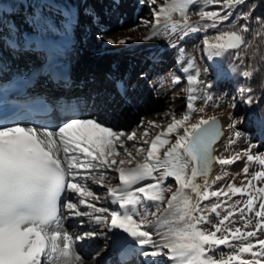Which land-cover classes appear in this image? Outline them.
Masks as SVG:
<instances>
[{
    "label": "snow or ice",
    "instance_id": "1",
    "mask_svg": "<svg viewBox=\"0 0 264 264\" xmlns=\"http://www.w3.org/2000/svg\"><path fill=\"white\" fill-rule=\"evenodd\" d=\"M140 3L149 9V17L137 25L148 30L144 40L163 35L182 41L203 33L207 60L231 57L227 71L246 80L260 71L253 61L264 64V17L253 15L255 5L238 10L248 0ZM193 14L198 21H191ZM8 43L18 47L14 40ZM178 51V70L187 85L180 117L170 112L163 119H142L126 132L102 115H77L74 105L55 126L5 123L0 115V264H96L101 250L89 255L83 242L100 236L107 240L109 233L114 244L130 239L143 264H160L161 257L170 264H264V154H254L251 143L234 155L215 154L224 135L220 119L201 115L192 122L194 113H204L214 100V84L202 78L193 57H185L182 47ZM210 71L217 78L226 74L222 64H209L203 75ZM170 75L173 84L181 83L180 75ZM253 92L250 86L238 89L239 103H257ZM198 100L203 104L197 108ZM228 106L235 110L237 97ZM213 107H219V98ZM228 118V129L238 139L236 125L243 121L232 113ZM150 129L158 131L148 139ZM259 132L264 136V120ZM233 143L230 138L228 144ZM240 159L246 162L239 186L229 182L214 188L222 179H210L214 164ZM252 164L260 170L250 172ZM169 178L175 181L174 191L166 184ZM101 201L115 207L97 206ZM221 246L228 252L219 258L210 254Z\"/></svg>",
    "mask_w": 264,
    "mask_h": 264
},
{
    "label": "bare ground",
    "instance_id": "2",
    "mask_svg": "<svg viewBox=\"0 0 264 264\" xmlns=\"http://www.w3.org/2000/svg\"><path fill=\"white\" fill-rule=\"evenodd\" d=\"M31 3H34L36 6L35 9V15L34 17H31L30 20H28L27 25L23 24H17L19 21H14L12 23H5L7 20L5 18V15L11 14V15H18L23 13L22 10L16 11V5L14 4L13 0H0V31H8L7 37L8 40H3V42H0V46L6 45V47H2L3 51H1L0 54V63L1 67L9 68V71L11 69L16 70L17 65L12 62V57L16 56L18 57V54L23 52L22 54L24 56L27 55V57H32L34 55H38L41 53H45V55H51L56 56L58 58H64L67 62H69L70 67L68 70H65V74L61 78H53L51 76L50 78L46 79V77L43 75L39 80V86L41 89L45 90L44 87H48L50 85H53L54 81L57 80L58 82L62 81L61 83L63 85L62 89L59 91V93L54 94L56 98L62 99V96H64V92H66L67 87H81V80L86 78L87 75L92 74L91 71L98 72L99 71V64L106 61L107 63L112 62L115 59L110 58L112 54L115 52V56H117V50L120 52L123 51H130L129 56L133 58V60H129L125 58L122 60L117 67V70H121V68H124L126 66H131L133 69L131 70V73L129 75V79L132 82L138 83L140 90L138 92V95L135 97H129V96H123L122 100L119 102V104L116 107H119L121 110L117 113V116L113 115V111L110 110V107L106 108L103 112L100 113H93L87 110L86 108L81 109L79 113H76L77 115L81 117H87L90 115L93 116H104L108 123H110L115 129L119 127L118 130L123 129L124 131H127L131 126H126L130 123V119L134 118L139 123V119L142 117L141 114H144L147 112V109L144 108L147 107L149 104L144 99L150 100L151 97H149L150 92H155V88L153 86H150V76H147V66L146 63L140 61L141 63H138L140 59H148L150 60H156L157 62V68L154 70L153 75H158L161 73L164 68L168 65H174L175 63L173 60H176V57H174V54L168 55L165 51L168 48L166 44L162 42V40H157L156 37L153 38V41L151 40L150 43H142L144 40L140 43L138 42H128L125 46L118 47L116 49H112L111 46L113 44H108L105 42V40L109 39L110 37L107 31L110 32L111 29H113V22H107L105 24H100L97 21L99 20L97 17L96 24L99 25V28H95L96 30L94 32H87L90 33V36L87 37L90 39L91 37L95 36L96 33L100 34V36L104 35V40H101V46L98 48L99 55L97 57L95 56H88L91 53L95 54L96 50L94 48V52H89L91 50H80V52L77 50V44L79 42L85 41V32L81 30V28L89 23H85L83 20H80V17L83 19H86L89 15V10L86 11L88 14L87 16H81L79 11V2H75L74 0H31ZM47 7V9H45ZM47 10V11H46ZM34 12V11H33ZM49 12V13H47ZM33 14V13H32ZM60 14V16H59ZM91 16L94 13H90ZM27 16V14L25 13ZM5 20L3 21V18ZM93 20V17H92ZM83 21V25H82ZM92 22V21H91ZM113 24V25H112ZM13 27L11 31L9 29ZM111 28L109 29V27ZM108 27V28H107ZM101 32V33H100ZM104 32V33H102ZM106 35V36H105ZM111 39V38H110ZM9 40H14L18 43H21L19 46L20 49H10ZM157 40V41H156ZM94 40H91L90 45H94ZM144 46L146 49L144 50H134L131 49L133 46ZM41 47V49L36 48ZM155 53L154 55L156 57H153L154 59H151L152 51ZM156 50V51H154ZM86 52V54H82V52ZM28 53V54H27ZM159 56V58L157 57ZM76 57V58H73ZM137 61H135V60ZM43 60V59H42ZM144 61V60H143ZM168 63V64H167ZM33 65V64H32ZM87 67V68H86ZM86 68V69H85ZM77 69H80V75L75 76V72ZM50 74V73H48ZM138 77L140 78V81H138ZM42 91V90H40ZM140 99V100H139ZM140 103V104H139ZM70 105L79 106V102L73 101V100H64L60 101L56 105V110L58 111L61 108H67ZM228 114H219V116L222 118L226 134L222 140L217 143L216 145V155L223 156V152L225 151V148L228 146L229 139H233V132L232 130L228 129V124L230 123V120L227 116ZM161 117V116H160ZM67 118V116H66ZM9 122V121H8ZM7 123V122H6ZM225 166H221L219 164L215 165L214 170L210 174V179L214 178L215 176L219 175L221 176L222 172L225 169ZM116 180L112 181V184H116ZM218 182V181H217ZM216 182V184H217ZM213 185V187L216 186ZM94 186V185H93ZM106 192V190H105ZM104 206L108 207H115L112 205L105 204L103 201L100 202ZM98 203V205H100ZM87 219V218H84ZM71 230V229H70ZM76 231H79V229H76ZM117 236L125 235L121 232H116ZM108 239L106 240L103 236L93 238L90 240L84 241V248L83 251L87 252L89 255H92L95 253L97 249H100L104 246H108V248L102 252H100V256L97 258L96 264H108L109 258H114L111 264H118L121 262V264H124L127 255H123L125 253L122 251H119L121 249H124L125 246L128 245V243L132 242L130 239H127L126 242H118L116 244L113 243V234H108ZM111 237V238H110ZM140 249L138 247H132L129 251V255H132L133 259L135 260L132 264H139L140 261L143 262V257L138 255V252ZM160 261V264L162 262L164 263H170L166 258H158ZM91 264V262H90Z\"/></svg>",
    "mask_w": 264,
    "mask_h": 264
},
{
    "label": "rangeland",
    "instance_id": "3",
    "mask_svg": "<svg viewBox=\"0 0 264 264\" xmlns=\"http://www.w3.org/2000/svg\"><path fill=\"white\" fill-rule=\"evenodd\" d=\"M14 4L16 5L15 10L18 12L20 10L23 11V13L18 15H5V18L7 19L5 23H12L14 21H19L17 24H23L27 25L28 20H30L31 17H34L35 15V9L36 6L34 3H31V0H13ZM75 2H79V11L81 16H87L86 13L87 10H89V15L86 19H83L80 17V20H83L85 23H89L84 25L81 30L85 32V41L79 42L77 44V50L80 52V50H91L89 52H94V48L96 50V53L90 54L88 56H95L97 57L99 55V47L101 46V39H99L100 34L96 33L95 36L88 39L87 37L90 36V33L87 34V32H94L97 28H99V25L96 24V19H98V23L105 24L107 22H113V29L108 32L109 36L112 40H119L122 38H130L129 42H138L140 43L143 38H139L143 32H146L148 34V30L144 28L143 26H140L137 28V25L139 24L140 18H148L149 17V9L146 5L141 4L140 0H74ZM162 2V0H161ZM201 3H203V0H201ZM47 9V7H45ZM208 10H212L209 9ZM34 11V12H33ZM47 11V10H46ZM27 14V16L25 15ZM33 13V14H32ZM49 13V12H47ZM90 13H94L92 16ZM60 16V14H59ZM93 17V20H92ZM3 21L5 20L4 17ZM179 18L178 16L176 17ZM191 21L196 22L199 20V17L197 15H191L190 16ZM82 21V25L84 24ZM92 21V22H91ZM108 24V23H107ZM11 26V30H12ZM108 28V27H107ZM111 26L109 27V29ZM135 28V31H128V29ZM7 30L0 31V40L2 36L7 34ZM101 33V32H100ZM104 33V32H102ZM106 36V35H105ZM202 38L203 33H195L190 34L189 36L185 37L182 41H176L175 36H157V40H162L164 44L168 46L166 49V53L168 55H171L169 52V45L168 42H176L178 44V47H182L184 51V55H188V57H193L195 59V62L197 66L201 69L202 72V78L205 80H210L213 82L214 87L211 90L212 95L214 97V100L209 102V104L206 107V111L204 113H194L192 122H195L201 115L205 116V118L213 115H219V114H228L232 113L238 120H242V123H238L236 125L235 131H239L241 133L240 137L237 139L233 137L235 140V143L229 145L225 148V151L223 152V156H230L234 155L235 153H240L244 149H246L249 144L256 145L255 148L252 149L253 153H260L264 154V136H261L259 129H256L257 126L252 121L251 113L246 111V105L239 103L238 99V93H236V90H234L233 86H231L224 78H217V74L215 71H210L207 75H203V70L205 67H207L209 64H222L223 68V60L217 59L215 61H208L204 52H203V44H202ZM91 40H94V45H90ZM153 41V38L151 39ZM149 41H144L142 43H150ZM156 40V41H157ZM2 42V41H0ZM152 43V42H151ZM127 44V43H126ZM126 44H113L111 46L112 49H116L121 46H125ZM183 45V46H182ZM178 47L175 49L174 57H176V60H173L175 63L174 65H168L164 68V70L159 73L157 76H153L150 79V86H153L155 88V92H150L148 95L150 100L144 99L147 104H149L147 107L144 106L145 109H147V112L144 114H141L142 117L139 119L140 121L143 119L145 121L148 120H157V119H163L165 118L166 113L174 112V114L177 117H180V115L186 110V92L184 91L186 89V81L183 79V74L179 72L178 65H177V57L179 56ZM179 47V48H180ZM99 48V49H98ZM82 54H86V52H82ZM76 58V57H73ZM144 60V59H143ZM140 59L138 62L143 61ZM145 62V60L143 61ZM168 64V63H167ZM170 74L180 75L181 76V83L179 84H173L172 78ZM237 97V108L235 110L231 109L228 106V102L233 98ZM216 98H219V107H213V104L216 103ZM140 100V99H139ZM140 104V103H139ZM203 104L202 100H198L196 102V107H200ZM243 105V106H241ZM113 109V108H112ZM116 116V114H114ZM161 116V117H160ZM167 119L170 121V117H167ZM137 120V119H136ZM134 118L130 119V123L127 122L126 126H131L126 132L131 131L132 129L136 128L139 124ZM116 129H119L117 127ZM123 130V129H121ZM157 129H150V135L148 139H151V136L155 135ZM132 143V142H129ZM245 159L237 160L235 163L226 165L224 171L221 174L222 179L217 182L216 186L214 188L222 187L226 185L229 182H234L237 186H239L240 181L244 179V176L242 174V169L245 166ZM260 170V166L258 164H252L250 165V172ZM115 181V180H113ZM117 183V182H116ZM166 184L173 185V191L175 190V181L173 178H169L166 181ZM93 190L99 192V193H105L106 188L100 187V186H92ZM166 195H170L166 193ZM239 197H234V199H237ZM207 203V202H205ZM97 206H104L100 203V205L97 204ZM213 222H215V217H212ZM210 227V226H209ZM261 238H264V236H261ZM105 248H108L107 246H104L100 248V252L102 250H105ZM228 249L226 247L221 246V248L217 249L216 251L210 253L213 256H216L219 258L221 254L227 253ZM93 255V254H92ZM162 264H170V263H164Z\"/></svg>",
    "mask_w": 264,
    "mask_h": 264
},
{
    "label": "trees",
    "instance_id": "4",
    "mask_svg": "<svg viewBox=\"0 0 264 264\" xmlns=\"http://www.w3.org/2000/svg\"><path fill=\"white\" fill-rule=\"evenodd\" d=\"M255 5L253 15L264 17V0H248L246 6H241V9L246 10V7ZM214 6H210V9H213ZM231 57L223 58V65L225 69V80L233 86L236 93L238 89L242 87L250 86L253 88V95L255 96L257 103H254L252 106L246 105V111L251 113L252 121L257 126L256 129H259L260 121L264 120V64L259 63L258 61H253V64L260 68L259 72L254 73L253 78L244 79L243 77L237 76L231 72H228V65ZM243 106V105H241Z\"/></svg>",
    "mask_w": 264,
    "mask_h": 264
},
{
    "label": "water",
    "instance_id": "5",
    "mask_svg": "<svg viewBox=\"0 0 264 264\" xmlns=\"http://www.w3.org/2000/svg\"><path fill=\"white\" fill-rule=\"evenodd\" d=\"M215 116H217V117L220 119L221 126H222L223 129H224V135H223V136L218 140V142H217V143H219V142L222 140V138H224V136H225V134H226V129H225V126H224V123H223L222 118H221L219 115H215ZM216 145H217V144H216ZM215 147H216V146H215ZM215 154H216V153H215ZM215 165H216V164H214L212 171L214 170ZM211 173H212V172H211ZM211 173H210V174H211Z\"/></svg>",
    "mask_w": 264,
    "mask_h": 264
}]
</instances>
